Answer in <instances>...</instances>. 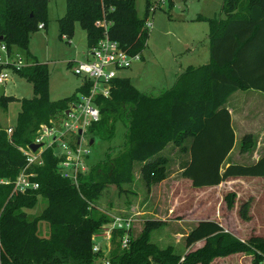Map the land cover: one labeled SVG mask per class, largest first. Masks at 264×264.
Here are the masks:
<instances>
[{
	"label": "trees",
	"instance_id": "obj_1",
	"mask_svg": "<svg viewBox=\"0 0 264 264\" xmlns=\"http://www.w3.org/2000/svg\"><path fill=\"white\" fill-rule=\"evenodd\" d=\"M47 4L48 0H0V45H5L9 53L27 54L25 59L32 65L16 74L31 84L33 93L32 98L20 101L11 134L0 128V178L10 180L7 185L0 184V264H90L98 260L101 253L92 252L91 236L111 219L94 214L93 200L109 185L130 184L134 162L142 164L140 173L146 186L162 179L160 165L165 160L161 153L169 142L189 153L181 176L194 188L218 186L228 178L264 177V156L254 164H229L221 171L234 145L230 115L224 107L228 97L236 91L264 93V0H223L222 19H207V64L186 68L171 88L157 96L138 92L127 78H115L107 98H94L99 119L88 126L93 136L111 140L114 124L125 125L124 143L115 156L108 155L95 164L75 186L61 177L60 157L53 144L42 151L41 166L28 168L35 174L38 189L26 195L11 193V182L26 166L18 148L33 142L40 125L51 126L52 121L58 126L54 118L65 117L71 100H49L48 67L28 56L29 35L39 30V24L46 26ZM103 18L110 22L108 37L126 55L140 53L148 31L146 19L136 14L135 0H65L64 16L58 20L59 34L72 37L74 21H78L86 32L89 49L102 36L94 22ZM90 85L84 82L79 94L88 95ZM14 101L13 97H0L4 106ZM75 138L77 135L70 138L71 146ZM187 140L189 146L185 147ZM253 147L252 135H245L240 152H249ZM39 197L45 199L46 206L30 218L25 210L32 208ZM227 198L233 205L234 196L228 194ZM246 209L242 205L238 211L243 221L248 220ZM39 221L47 223V237L37 234ZM162 224L160 220H145L141 235L136 239L130 235L125 249L120 248L125 232H113L108 264H148L149 256L156 261H175L169 251L161 257L147 241L148 233ZM199 241L204 242L202 250L207 253L255 249L257 260H264V237H250L244 243L213 220L197 222L186 236L188 246Z\"/></svg>",
	"mask_w": 264,
	"mask_h": 264
},
{
	"label": "rangeland",
	"instance_id": "obj_2",
	"mask_svg": "<svg viewBox=\"0 0 264 264\" xmlns=\"http://www.w3.org/2000/svg\"><path fill=\"white\" fill-rule=\"evenodd\" d=\"M222 3L223 0H164L161 3L159 0H135L137 16L146 19L148 36L144 47L137 55L138 58L129 68L117 71V76L128 78L134 88L142 94L156 95L169 89L175 75L181 70L209 62L210 30L207 19L216 21L218 18L222 19L220 17ZM64 13L65 0H48L46 26L29 35L27 51L28 56L48 67L49 100L71 98L67 102V110L70 111L72 106H77L80 102L78 87L82 83V78L74 75L72 69L75 62L81 61L82 55L87 51V39L86 32L78 21H74L72 37L60 36L58 20L64 16ZM21 54L23 58L27 57L25 52ZM4 93L6 97H13L15 101L8 106L0 103L2 130L15 124L20 111V101L33 96L31 84L16 75H11L5 83ZM254 109L253 111H257ZM76 115H80L79 110ZM82 116L81 113L79 120ZM55 119L65 129L63 127L65 117L60 115ZM261 125V127L260 124L258 125L260 128L250 131L261 137L264 136V124ZM88 126L83 129V141L80 147L82 151L87 152L82 157L83 166L88 169L85 173L108 155H116L123 146L125 132V125L116 122L114 137L111 140H103L93 136ZM72 135V132L66 133V140H70ZM90 139L93 140L91 145ZM240 141L235 143V149L240 147ZM48 142L49 140L45 139L44 146ZM184 146L187 147V142ZM256 148L259 150L262 148L261 151L264 152V145ZM62 152L63 149L55 148L56 156L60 157ZM161 156L165 160L164 164L160 165L162 179L154 180L146 186L140 173L142 164L132 163V182L120 187L109 185L103 189L97 199L93 200L94 214L106 219L115 216L132 217L130 235L134 239L141 235L145 220L162 221L160 227L148 233L147 241L159 250L161 257L169 251L176 258L175 261L168 263L156 261L149 256L148 264H260L264 261L257 260L258 252L255 249L207 253L202 250L203 241L189 246L186 244L187 234L201 220L218 222L224 231L244 243L250 237H264V199L252 207L249 206L250 209H246L250 219L237 220L238 211L244 203L243 194L233 199V205H230L227 190L220 185L213 189L192 188L191 182L180 174L186 164L185 153L171 142L167 143ZM233 156L234 154L230 159ZM3 182L9 184L10 180L2 177L0 184L5 185ZM11 193H14L13 188ZM45 206V199L39 197L36 204L25 212L33 218L38 216ZM47 226L44 221L38 222L37 234L40 237L48 236ZM105 258H108V255L102 252L99 259L94 258L95 260L90 264H99L104 262ZM191 259L194 262L190 261Z\"/></svg>",
	"mask_w": 264,
	"mask_h": 264
},
{
	"label": "built area",
	"instance_id": "obj_3",
	"mask_svg": "<svg viewBox=\"0 0 264 264\" xmlns=\"http://www.w3.org/2000/svg\"><path fill=\"white\" fill-rule=\"evenodd\" d=\"M104 1V0H100ZM160 3L164 0H159ZM152 12V10H151ZM110 22L105 18L96 20L94 26L102 30L101 38L96 44L87 49L86 58L82 61H76L72 72L74 75L81 77L83 82H90L91 85L88 90V95L79 96L80 102L77 106H72L68 115L63 120V129L59 124L55 125L52 121L48 125H40L31 143H42V147L35 152H32L28 145L23 148H18L19 152L24 156L26 166L18 173L16 178L11 182L15 193L26 194L38 189V183L34 180L35 174L28 171L31 166H41L42 151L56 144L57 148L63 149L62 155H60V161L58 168L61 177L69 180L71 184L77 186L80 176H83L88 169L83 166V154L86 155V151L80 149L83 141V129L90 125L92 122H96L99 119V109L94 102L96 96L107 98L109 96V86L113 79L117 77V71L129 68L130 64L138 58V54L134 56L126 55L119 47V44L111 40L107 35V30ZM38 29H43V24L38 25ZM32 65L31 61L22 57V54L18 51L8 52L5 45H0V86L5 88V83L9 80L11 75H17V71ZM82 113V118L79 120L80 115L76 113ZM73 119V120H72ZM72 120V122H70ZM12 127L6 129L8 135L11 134ZM81 131L80 134L77 132ZM72 132L73 135H77L73 142V146L69 144V140H66V133ZM55 136L56 139L52 140ZM48 139L49 142L44 146V140ZM7 185L8 182H3ZM133 219L132 217L115 216L111 221L102 224L99 231L91 236L92 252L109 254L110 242L113 232L124 231V235L120 239V248L125 249L128 247L130 240V232L132 229ZM103 243V244H102ZM102 262L108 264V259ZM260 264H264L262 261Z\"/></svg>",
	"mask_w": 264,
	"mask_h": 264
},
{
	"label": "crops",
	"instance_id": "obj_4",
	"mask_svg": "<svg viewBox=\"0 0 264 264\" xmlns=\"http://www.w3.org/2000/svg\"><path fill=\"white\" fill-rule=\"evenodd\" d=\"M85 54L86 52L82 55L81 61L86 58ZM208 54H209V48H208ZM207 63L208 62L204 64H207ZM184 70L185 69L181 70L177 75H175L174 82ZM83 83L84 82L82 80V83L78 87V91ZM4 92H5V88H4ZM163 92L164 91L159 92L158 94L163 93ZM158 94L156 95L149 94V95L157 96ZM9 104L10 103H8L7 106ZM224 107L227 109L230 115V125L234 133V145L231 151L228 153V155L224 159L221 165V171H223V169L226 168L229 164H243V165L254 164L261 156H264V152L261 151L262 148L260 150L259 148L255 149L256 146L258 147L260 145H264V136L261 137L257 133H253L250 131L251 129H258L259 124H260V127L262 126L261 123L264 124V93L256 91V90L236 91L228 97ZM253 109L257 111H253ZM245 135H252L253 140H254V147L249 152L241 153L240 147L238 149H235L236 148L235 143L237 144V141L238 140L240 141ZM189 142L190 140H187V147L189 146ZM184 153L186 156V164H185L186 166L189 161V153L187 151ZM232 154H234V156L232 159H230ZM184 167L182 168V170L184 169ZM219 185L220 187L224 188V190H227L226 191L227 195L232 194L234 196V199H237L241 194H243L245 198L243 199L244 203H242V205H246L247 209H250V207H252L253 205L257 203H260L261 200L264 199V192H261L262 190H264V177L228 178L227 180L221 182ZM218 186L200 187V188L192 187V188L194 189H205V188L213 189V188H217ZM234 188H236L237 190H235ZM249 216L250 215H248V219H250ZM238 218L241 221H243L239 217V215L237 217V220Z\"/></svg>",
	"mask_w": 264,
	"mask_h": 264
},
{
	"label": "water",
	"instance_id": "obj_5",
	"mask_svg": "<svg viewBox=\"0 0 264 264\" xmlns=\"http://www.w3.org/2000/svg\"><path fill=\"white\" fill-rule=\"evenodd\" d=\"M1 39H2V37H0V40H1ZM3 96H4V87H3V86H0V97H3ZM68 112H69V110L65 111V115H68ZM80 133H81V131H78V134H80ZM55 139H56V137L53 136V137H52V140H55ZM92 142H93V140L90 139L89 144L91 145ZM42 146H43L42 143H40V144H37V143H31V144L28 145L29 149H30L32 152H35L36 150L40 149Z\"/></svg>",
	"mask_w": 264,
	"mask_h": 264
}]
</instances>
